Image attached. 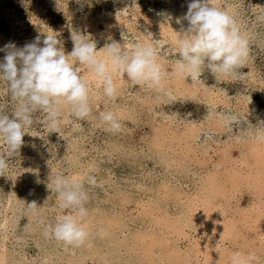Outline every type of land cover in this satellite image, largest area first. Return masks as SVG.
<instances>
[{
    "label": "rangeland",
    "instance_id": "1",
    "mask_svg": "<svg viewBox=\"0 0 264 264\" xmlns=\"http://www.w3.org/2000/svg\"><path fill=\"white\" fill-rule=\"evenodd\" d=\"M188 2L0 0V46L8 41L22 46L38 34L43 36V31L57 32L66 53L72 48V31L95 40L97 48L112 40L121 44L125 41L128 48L152 43L158 49L163 72L160 85L151 88L133 84L126 74L112 72L116 93L109 98L94 73L76 64L89 82V114L77 117L70 106L62 104L55 130H48L44 113L32 114L22 144L7 158V173L0 175V213L9 202L17 204L21 213L15 216L18 228L8 233V237L19 236L18 245L14 240L5 241L8 252L17 260L9 258L4 264H19V260L28 264H148L141 247L133 243L132 232L143 227L161 236L168 230L145 219L141 204L152 209L148 202L152 199L160 206L167 204L164 206L172 211L186 207L179 204L182 200L177 196H162L160 182L168 185V191L175 188L184 196L192 195L189 204L195 200L199 205V196L217 202L220 196L208 191L213 184L211 178L225 183L226 167L246 173L244 161L253 164L244 139L256 137L259 130L264 132V0H212L214 7L234 18L247 40V56L232 75H214L205 68L196 79L185 77L177 69L178 56L173 51L176 39L172 37L187 26L186 20L177 23L175 18L182 17ZM3 55L0 52V57ZM175 72L180 78L178 86L172 81ZM6 89V84L0 83V111L11 115L16 102ZM104 111H112L117 117L121 125L118 131L109 130L100 119ZM166 125L170 132L164 140L157 134ZM188 127L196 134L189 137ZM173 134L176 138L171 140ZM76 171L83 172L88 194L84 221L89 217L93 226L87 231L86 241L67 245L50 230L56 216L67 210L59 207L48 186L57 174L72 177ZM88 177H94L100 185L87 183ZM239 190L233 202L248 207L253 199L252 186L242 184ZM36 205L46 209L42 214L35 212L37 220H29ZM192 210L186 219L193 222L196 211ZM199 222L187 227L186 237L167 238L180 248L203 234L220 238L207 223ZM96 229L120 239L111 245L106 235L99 238ZM225 244L237 247L228 239ZM162 246H154L153 253L162 255L169 250ZM112 251L113 257L109 256ZM189 258V263L201 261L202 255ZM261 258L264 260V255ZM170 264H176L175 260Z\"/></svg>",
    "mask_w": 264,
    "mask_h": 264
},
{
    "label": "clouds",
    "instance_id": "2",
    "mask_svg": "<svg viewBox=\"0 0 264 264\" xmlns=\"http://www.w3.org/2000/svg\"><path fill=\"white\" fill-rule=\"evenodd\" d=\"M187 26L178 32L174 53L177 69L185 77L196 79L206 68L218 76L235 73L247 56V40L240 34L234 18L212 5V0H189L182 17ZM22 46L8 41L0 46V83L16 102L11 115L0 111V175L7 173V158L22 144L24 128L31 125L32 114H45L48 130H55L60 106H70L77 117L90 112L89 82L80 74L76 64L94 73L104 94L113 98L116 88L112 72L126 74L137 85L156 87L163 72L158 62V49L152 43H140L128 48L112 40L97 48L96 41L80 32H71L72 48L65 52L57 32H44ZM100 119L111 131L121 127L112 111L100 113ZM94 184L95 178L88 177ZM48 186V185H47ZM52 194L67 212L56 216L51 233L67 245H79L87 236L84 218L88 194L84 178L57 174L52 181ZM32 205L36 203L31 202ZM252 257L234 253L231 264H251Z\"/></svg>",
    "mask_w": 264,
    "mask_h": 264
},
{
    "label": "bare ground",
    "instance_id": "3",
    "mask_svg": "<svg viewBox=\"0 0 264 264\" xmlns=\"http://www.w3.org/2000/svg\"><path fill=\"white\" fill-rule=\"evenodd\" d=\"M168 22L171 23V21ZM172 38L176 39V36H173ZM122 44L128 45V43L125 41H122ZM172 75V81L178 86L180 78H178L176 72ZM191 125L193 128L195 127L194 124ZM169 129L167 128V125L161 127L157 135L161 136L165 140L166 137L164 136L170 132ZM185 130H187L189 137L196 134L194 132L195 130L191 127H188ZM174 137L176 138L175 134H173V137H170V139L172 140ZM162 138H159V140ZM158 143L162 142L158 141ZM244 144L245 148L247 146V152H249L251 157L254 158L251 160L253 164L250 165L249 162L246 160L244 161L247 165L246 173L237 171L232 166L231 170H228L226 167L224 171L226 178L224 181L225 183H222L221 181L215 182V179L211 178L210 182H213V184H211V187H208L209 189H207L209 192L211 191V194L217 195L215 197L220 196L221 199L217 202H212L210 197L207 199L199 196L198 198H200L201 201L199 205L198 203L194 202L195 200H192V203L189 204L188 199L192 195L190 196L188 193H186L184 196L180 190H176L175 188L171 189L172 191H168V185L160 182L158 186L163 189H158V191L161 193V195L164 197L172 196L173 198L177 196L180 200H182V203L179 202V204L186 206L185 208H182L184 210L175 209V211H172L168 207L164 206L167 204L160 206L158 201H153L152 199H148V202L151 206H153V210L147 208L145 204H141V212L143 215H146L145 219L151 221L152 224H158V226H162L161 230H168L167 233L164 232L161 234V236H156V234L159 232L150 231L148 229H144L143 227H138L132 232L133 243H135L137 247H141L142 254L147 259L145 263L155 264L153 262V257L156 256V264H170L173 260H175L176 264H185L189 261L190 255H192V257L202 255L201 261L196 259L188 263L202 264V262H211L212 264H230L233 254L237 252L244 256H251V264H260L256 262L258 259L260 262L264 261L261 258L262 255H264V132L259 130L256 137L245 138ZM72 177L84 178V174L81 171H76ZM105 181L106 180L103 179L101 180L103 184H105ZM242 184L252 186L254 190L252 202L249 203L248 207H243L239 204H236V202H233L236 197V193L240 191L239 189ZM94 185L100 184L99 182H95ZM106 185L108 187L112 186L111 183H107ZM183 197H185L184 200ZM16 205L17 204H12V202H9V204H5L0 213V264H4L9 258L17 260L15 255H12L8 252L5 244V241L10 239L11 241L14 240L16 245H18V235L8 237L9 232L18 228L17 223L15 222V216H18L21 213L19 212V208H17L18 206ZM33 208L32 213L29 215V220L35 221L37 220V218H35V212H40V214H42V209H46V207L42 208L41 205H36V207ZM192 208H194L196 211L194 217L195 221L193 222L186 219L188 214L194 212ZM159 211H161L163 215H159ZM230 211L232 212L230 213ZM198 221H201L199 223L202 224L207 223L213 229L214 233L219 234L220 238L217 239L214 234H203L202 236H199V238H193V241L189 240V243L185 248H180L174 243L171 244V241H169V237L167 238V236L186 237V234H188L187 227H194V223H197ZM84 224L86 231L92 229L91 227L93 226V223L89 217L85 219ZM96 230L98 231L97 235L99 238L102 235H106L111 245L120 239V236H112L110 232L105 233L103 229ZM249 231L251 234L248 233ZM225 239H228V241H230L233 245L237 244L236 249H233L232 246L225 244ZM163 243L165 244L163 245ZM154 246H162L161 248L165 246L169 248V250H167L166 253L164 252L165 255L163 253L161 255V252L159 251L153 253L155 248ZM111 254L113 257V251L109 253V256ZM19 264H28V262L19 260Z\"/></svg>",
    "mask_w": 264,
    "mask_h": 264
}]
</instances>
